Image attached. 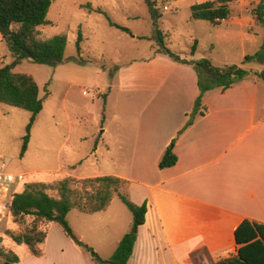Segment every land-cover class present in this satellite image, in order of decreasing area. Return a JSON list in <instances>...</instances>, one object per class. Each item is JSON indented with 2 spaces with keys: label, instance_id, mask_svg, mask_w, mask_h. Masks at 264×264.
Here are the masks:
<instances>
[{
  "label": "crops",
  "instance_id": "0c3cea01",
  "mask_svg": "<svg viewBox=\"0 0 264 264\" xmlns=\"http://www.w3.org/2000/svg\"><path fill=\"white\" fill-rule=\"evenodd\" d=\"M155 50L148 57L118 65L110 80L107 100L114 98L116 124L112 130L104 127L94 154L119 144V171L84 175L74 166L56 171L65 177L119 176L129 181L126 190L135 203L147 202L146 222L139 227L127 264H216L241 247L236 230L243 221L264 224V78L252 70V62L244 63L251 74L226 90L206 91L198 114L187 125L200 94L196 69ZM196 52L197 48L194 54L178 51L189 60L205 56H195ZM238 54L242 63L246 53ZM212 60L217 65L233 63ZM123 104L128 107L127 120L119 117ZM172 143L178 161L160 168ZM115 198L102 211L68 213L80 240L89 243L77 234L72 218L88 223L108 212ZM132 219V212L124 213L128 226L119 230L113 242L103 234L110 227L108 221L90 228L103 236L100 248L94 246L101 257L116 252ZM43 249L42 256L28 249L25 261L18 255L16 264H106L76 244L57 222L49 225Z\"/></svg>",
  "mask_w": 264,
  "mask_h": 264
},
{
  "label": "rangeland",
  "instance_id": "374dc122",
  "mask_svg": "<svg viewBox=\"0 0 264 264\" xmlns=\"http://www.w3.org/2000/svg\"><path fill=\"white\" fill-rule=\"evenodd\" d=\"M204 1L156 0L163 11L160 28L169 34L167 43L173 51H191L197 39L195 56L205 54L215 62L241 64L239 51L253 54L262 48L264 23L254 13L260 0L229 2L232 10L220 25L191 18L192 4ZM48 19L51 23L40 27L43 36L62 32L68 36L63 61L50 65L24 60L15 68L34 76L40 96L44 98L24 156H21V148L31 114L0 102V153L8 157L10 171L25 174L24 181L15 188L17 192L23 190L24 183L41 181L53 185L54 181L65 177L56 171L61 167L68 170L69 166H74L84 175L119 171V144L115 143L109 149L104 146L97 155L94 154L96 140L101 138L104 127L112 130L116 124L114 98L112 96L109 101L105 98L117 69L113 73L110 70L135 58L148 57L158 46L156 40L143 38L153 34V22L145 0H52ZM111 21L130 32L112 25ZM224 29L233 32L227 33ZM80 32L83 33L81 52L77 46ZM12 60L0 32V67ZM251 65L255 72L264 68V62H252ZM99 91L102 93L97 95ZM127 112L125 104L119 106V117L127 120ZM47 191L58 196L53 186ZM124 213L131 215L127 206L115 198L108 212L93 216L88 223L72 219L77 234L95 249L94 246L100 248L103 236L90 228L102 220L108 221L110 227L103 234L113 242L119 236V230L128 226ZM31 221L32 217H26L22 223L16 222L9 215L0 230V247L4 251L11 248L24 261L29 255L28 248L13 242L10 233L24 230Z\"/></svg>",
  "mask_w": 264,
  "mask_h": 264
},
{
  "label": "trees",
  "instance_id": "16d2710c",
  "mask_svg": "<svg viewBox=\"0 0 264 264\" xmlns=\"http://www.w3.org/2000/svg\"><path fill=\"white\" fill-rule=\"evenodd\" d=\"M169 1V0H167ZM233 0H206L194 3L191 6V18L205 20L214 25H219L230 15L232 9L229 2ZM153 22V34L143 38L156 40V53H164L174 61L193 64L198 76L200 94L195 101L192 116L187 122L190 124L198 114L202 105L203 94L213 88L221 87L226 90L251 74L243 67L248 62H264V43L262 48L253 53L246 54L241 64L232 63L217 65L210 57L204 56L197 60H189L180 53L173 51L167 43L169 36L160 28L163 11L156 0H145ZM52 0H0V32L9 48L13 60L0 67V102L30 112L26 133L23 136L21 156H24L31 139V131L44 106V98L40 96V87L33 75L15 70L24 60L41 64L57 65L65 57L67 47V34L62 32L52 36H43L40 27L49 25L48 19ZM254 13L260 22L264 23V0H260ZM112 25L121 27L111 21ZM130 32L126 27H121ZM83 33L80 32L77 46L81 52ZM198 40H194L191 54L197 48ZM118 66L111 69V73ZM264 78V70L255 72ZM203 114V111L201 112ZM178 156L173 149V143L165 150L160 168L175 165ZM53 185L45 182L25 183L22 191L17 192L11 206V216L16 222H21L26 217L32 221L24 230L10 233L13 242L26 244L31 254L42 256L43 245L47 237V230L52 222L59 223L64 232L76 244L89 251L101 263L127 264L134 252L135 242L139 227L146 222L148 211L147 202L135 203L129 196L126 188L129 181L116 175H100L94 177L78 178L66 176L54 181ZM79 184L81 186L79 187ZM53 186L58 196H52L47 189ZM118 196L132 212L133 219L130 229L110 257H101L89 244L80 240L67 219L68 213L77 209L87 213H95L108 208L113 198ZM236 230L237 244H241L235 255L221 258L216 264H264V224L245 220ZM3 257V259H2ZM20 260L14 251H4L0 247V264H16Z\"/></svg>",
  "mask_w": 264,
  "mask_h": 264
},
{
  "label": "built area",
  "instance_id": "2783aa9c",
  "mask_svg": "<svg viewBox=\"0 0 264 264\" xmlns=\"http://www.w3.org/2000/svg\"><path fill=\"white\" fill-rule=\"evenodd\" d=\"M5 154L0 153V230L9 215L16 191V186L24 181V173L10 171ZM25 184V183H24Z\"/></svg>",
  "mask_w": 264,
  "mask_h": 264
},
{
  "label": "water",
  "instance_id": "95a60500",
  "mask_svg": "<svg viewBox=\"0 0 264 264\" xmlns=\"http://www.w3.org/2000/svg\"><path fill=\"white\" fill-rule=\"evenodd\" d=\"M107 97V95H105V98ZM107 99V98H106Z\"/></svg>",
  "mask_w": 264,
  "mask_h": 264
}]
</instances>
